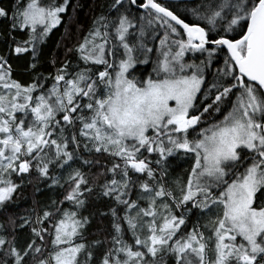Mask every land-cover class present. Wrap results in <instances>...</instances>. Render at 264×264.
Masks as SVG:
<instances>
[{
    "label": "snow or ice",
    "instance_id": "snow-or-ice-1",
    "mask_svg": "<svg viewBox=\"0 0 264 264\" xmlns=\"http://www.w3.org/2000/svg\"><path fill=\"white\" fill-rule=\"evenodd\" d=\"M68 5L14 0L0 6L14 45L0 55V215L16 224L10 208L23 179L17 184L11 177L33 167L37 179L53 185L60 180L52 168L71 169L59 203L72 205L53 202L52 211L23 218L39 245L31 239L17 247L14 236H0V264H93V249L105 244L98 264H264V0H200L191 8L187 0L168 6L112 0L111 15L96 17L82 41L67 49L85 67L69 71L65 60L46 77L39 71L40 44ZM154 26L164 30L162 59L152 68L155 79H138L135 66L148 62L153 49L144 38ZM18 32L27 38L17 40ZM120 48L123 58L114 66L109 54ZM189 52L204 59L185 62ZM13 53H30L31 83L13 79ZM217 55L223 68L206 82L205 69ZM213 113L222 118L201 127ZM81 151L107 154L110 166L83 159ZM178 152L192 162L185 180L169 184L168 161ZM81 161L97 167L92 180L73 167ZM93 195L112 202L101 214L110 217L111 231L105 240L86 242L90 221L82 210ZM194 210L212 216L182 232Z\"/></svg>",
    "mask_w": 264,
    "mask_h": 264
},
{
    "label": "trees",
    "instance_id": "trees-1",
    "mask_svg": "<svg viewBox=\"0 0 264 264\" xmlns=\"http://www.w3.org/2000/svg\"><path fill=\"white\" fill-rule=\"evenodd\" d=\"M62 2V0H57V3ZM166 6L176 3L171 1H162ZM112 3V0H69V5L66 13L62 15V21L60 25H57L48 35L44 42L40 44L41 48V61L42 67L39 68V71L44 76H49L51 73L55 75L56 69L61 66V64L68 60L71 62V67L69 71L79 70L85 67V64L78 59L77 54L73 51L68 54L67 49L73 48L74 45L81 42L83 37L87 35L88 30L93 26V20L100 16H110L112 10L109 8V5ZM200 1L196 2H187L188 7H195ZM14 4V0H0V6H12ZM75 8V11H73ZM175 10V9H173ZM135 14V10H133ZM177 14H181L178 12ZM187 19L191 20L194 17L191 16L190 13L186 14ZM69 17L72 19L69 20ZM182 18H185L182 16ZM7 27L6 22H0V55L7 54L9 46L14 47L11 42V38L6 36L5 29ZM155 27V26H154ZM67 28V32H66ZM152 34H157L155 39L149 38V35H146L144 38L146 41L144 43L153 51L149 52L147 56L150 55V60L147 63H138L135 75L138 79H147L148 75H152L155 79L156 76L152 73V68L155 66V63L162 59L160 55L161 51L164 49L160 46V38L163 37V28L155 27V31L149 29ZM111 32V29H109ZM154 32V33H153ZM17 40L26 39L27 36L24 32L13 33ZM131 42V41H130ZM123 49L120 48L118 50H113L112 53L109 54V62L118 64L119 59L123 57L122 55ZM206 55V54H205ZM139 60H143L145 57L143 55L138 56ZM9 63L12 65V76L13 79H18L21 83H28L32 80V76L34 73L25 71L27 64L31 62L30 53L26 54H9L8 55ZM51 59L56 60V64L53 65L49 61ZM185 62H191L195 60L196 63H199L200 60L204 59V56L199 53H186ZM92 69V72L102 71L103 66H92L88 65ZM223 68V57L217 55L211 62L208 68L205 69V79L206 82H212L217 76V69ZM111 72L112 69H109ZM52 80L49 78L46 81V86L50 87ZM234 99V97H233ZM223 110V106H222ZM18 117L21 116V113H17ZM59 115L57 119H59ZM222 116L220 113H213L211 116L206 115L203 117V120L206 123H202L201 127H207L208 124L215 122L217 119H221ZM190 138L195 135L190 129ZM83 159H88L92 161L99 160L101 164H107L110 166V162L108 161L107 154H87L83 151L80 153ZM147 155V154H146ZM149 159H155V154L149 156ZM192 162L191 156L185 155L183 152L175 153L172 157L169 158V171L168 176L166 177V181L169 184H172L176 180H185L187 175V170L190 169V165ZM81 163H77L73 165V167H78L82 172L85 171L92 174V176H88L85 174L86 178L92 180L93 176L97 172V167L89 165V166H81ZM61 171L62 176L68 175L71 169H61L52 168L50 170V175H57ZM176 176V179L173 178ZM21 177L23 179L22 188L18 190L17 193H14L16 197L15 203L11 205L10 211L15 214L16 220V228L14 229V237L17 247L20 245H24L27 242H30L31 239H36L37 245L41 243V241L32 236L31 227L27 224H23L24 217L35 218L37 214L42 213L43 210L47 209L49 211L53 210V202H56L57 207L62 208H70L72 207L71 203L65 201L62 205L59 203L63 200L64 195H66L67 190H69V183L64 182L60 185L52 186L51 179L39 178L36 169L33 167L30 169L28 174H13L11 179L17 183L21 184ZM32 181V183H28V181ZM41 183H40V181ZM102 182V181H101ZM259 196V194H258ZM135 199V196L132 197ZM89 203L86 206V210L83 211V215L89 218L90 223L86 226L84 237L86 242H91L94 240H105L107 234L111 231L110 228V217L101 215L102 213H107L109 207H112L113 204L108 198H97L95 195L88 198ZM142 206H146L142 203ZM179 214V212H177ZM212 213L208 212H198L193 211L186 218V226H181L182 232L191 231L192 226L197 221L199 224L207 223L208 219L211 218ZM0 225H4L3 229H0V236H6L11 239L13 234L11 230H13L11 225L7 223V217L5 215H0ZM21 225H23L21 227ZM13 226V225H12ZM46 226L50 227V223ZM205 231L204 229H201ZM205 235H208V232L205 231ZM131 233L126 234L125 239L131 243ZM48 237L45 236V240ZM50 247V245H49ZM107 247V245H102L100 247L93 249V264H98V259L102 253V251ZM169 264H171V260L169 259Z\"/></svg>",
    "mask_w": 264,
    "mask_h": 264
},
{
    "label": "rangeland",
    "instance_id": "rangeland-1",
    "mask_svg": "<svg viewBox=\"0 0 264 264\" xmlns=\"http://www.w3.org/2000/svg\"><path fill=\"white\" fill-rule=\"evenodd\" d=\"M196 1H200V0H196ZM196 1H194V2H196ZM188 2L193 3V1H188ZM162 31H164V30H162ZM153 33H154V32H153ZM148 35H149V38H152V39H155V38L157 37V34H154V35H153L152 32H150V30H148ZM144 41H146V40L144 39ZM122 58H123V57H122ZM144 59H145V58H144ZM144 59H143V60H144ZM143 60H142V61H143ZM148 60H150V55L147 56V61H148ZM142 64H143V63H142ZM137 65H138V64H137ZM137 65L135 66L136 68H137ZM28 83H30V81H29ZM170 103H171V102H170ZM28 119H31V117L29 116ZM58 169L61 170L60 168H58ZM168 171H169V169H168ZM85 174L88 175V176H92V174H90V173L87 172V171H85ZM67 176H68V175H63V176H62L61 171H60L57 175H55V177L58 178V179L60 180V184H61V183H64L65 181H67ZM173 178L176 179V176H173ZM39 181H40V180H39ZM40 183H41V181H40ZM52 186H56V185H53V184H52ZM10 228L13 229V230H11V233H12L13 236H14V235H15V233H14V229L16 228V226H14V225L12 226V225H11Z\"/></svg>",
    "mask_w": 264,
    "mask_h": 264
},
{
    "label": "water",
    "instance_id": "water-1",
    "mask_svg": "<svg viewBox=\"0 0 264 264\" xmlns=\"http://www.w3.org/2000/svg\"><path fill=\"white\" fill-rule=\"evenodd\" d=\"M162 1H171V2H176V0H162ZM187 1H196V0H187Z\"/></svg>",
    "mask_w": 264,
    "mask_h": 264
},
{
    "label": "bare ground",
    "instance_id": "bare-ground-1",
    "mask_svg": "<svg viewBox=\"0 0 264 264\" xmlns=\"http://www.w3.org/2000/svg\"><path fill=\"white\" fill-rule=\"evenodd\" d=\"M167 2V1H166ZM188 2V1H187ZM194 2V1H193Z\"/></svg>",
    "mask_w": 264,
    "mask_h": 264
}]
</instances>
